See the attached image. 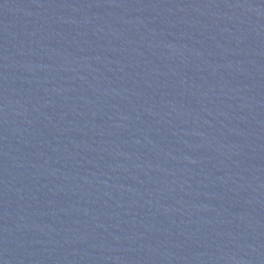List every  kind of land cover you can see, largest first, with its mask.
<instances>
[{
    "label": "water",
    "instance_id": "water-1",
    "mask_svg": "<svg viewBox=\"0 0 264 264\" xmlns=\"http://www.w3.org/2000/svg\"><path fill=\"white\" fill-rule=\"evenodd\" d=\"M0 264H264V0H0Z\"/></svg>",
    "mask_w": 264,
    "mask_h": 264
}]
</instances>
